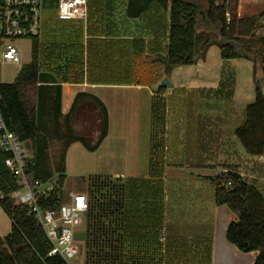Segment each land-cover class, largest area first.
Masks as SVG:
<instances>
[{
  "label": "crops",
  "instance_id": "1",
  "mask_svg": "<svg viewBox=\"0 0 264 264\" xmlns=\"http://www.w3.org/2000/svg\"><path fill=\"white\" fill-rule=\"evenodd\" d=\"M130 1L88 0L87 18L71 19L77 20L79 25L82 22L84 31L67 40H64L67 37L42 39V21V32L38 37L39 65L43 71H51L62 86L61 122L70 111L75 96L79 92H88L106 105L109 134L111 116L107 98L111 89L148 88L166 78L168 73L173 74L174 68L169 72L160 58L167 53V10L155 0L138 17H131L128 14ZM194 86L199 91L208 90L204 94L208 98L210 91L216 89L198 83ZM161 87L159 85L158 90ZM151 95L155 100L156 96L165 94L156 90ZM234 97L238 101L243 100L242 107L246 111L252 95L236 87ZM234 110L233 107L232 112ZM212 115L214 118L223 117L218 111ZM75 128L78 130L79 126ZM186 132L185 138L191 143L189 148L176 143L178 148L187 151L183 162H174L180 160L175 156L170 159L168 145L158 146L163 153L157 160L153 154L156 147L149 149L148 168L143 174L137 171L127 146L121 166H117L116 158L111 155L99 159L110 172L92 174L91 177L114 178L123 187L119 206L113 209L117 217L110 221L104 219L103 223L105 228L116 229L108 231V239L115 248V264H254L257 251L243 252L228 241V225L237 219V215L226 205L215 203L214 187L209 180L215 175L201 172L210 167L223 169L219 173L229 168L236 169L264 193V154L250 155L239 139L225 136L216 138L215 135L209 142L211 147H205L195 144L199 135L194 134V138L193 133L187 135ZM165 137L170 138V134L165 133ZM209 148H213L215 153L208 163L205 162V151ZM84 150L79 141L69 146L66 172L72 155L78 152L85 156ZM189 150L194 151L193 155ZM77 191L84 192L81 189L71 192ZM11 229L12 221L0 206V236L8 235Z\"/></svg>",
  "mask_w": 264,
  "mask_h": 264
},
{
  "label": "trees",
  "instance_id": "2",
  "mask_svg": "<svg viewBox=\"0 0 264 264\" xmlns=\"http://www.w3.org/2000/svg\"><path fill=\"white\" fill-rule=\"evenodd\" d=\"M152 1L155 0H131L129 16L138 17ZM156 1L169 16L167 53L160 57L169 72L179 66L196 64L213 45L219 46L223 59H246L253 63L255 99L246 106L245 122L236 128L235 135L246 153L263 155L264 35L257 34L256 29L264 26V8L257 14L239 16V0ZM33 39L32 61L21 68L13 82H0V113L8 129L22 143L30 145L27 172L32 183L57 180L62 187L69 146L79 141L86 149L96 150L108 134V111L95 95L79 92L61 122L62 86L51 71L41 69L39 38ZM91 127L100 130L95 142L87 130ZM9 156L0 150V191L3 193L0 206L12 221L10 233L0 236V264H67L62 257L49 255L52 245L42 226L28 207L16 204L11 197L18 183L5 164ZM38 164L49 169L53 178L38 174ZM209 180L214 187L215 203L226 205L237 215L228 225V241L243 252L257 251L254 264H264V193L232 168ZM85 183L87 189L85 186L81 190L89 193L90 199L86 218L87 262L115 264V248L108 239L114 228H105L103 223L104 219L110 221L117 217L113 209L119 206L123 187L107 177H90ZM66 200L61 191L59 197L50 198V204L57 206ZM91 242L94 245L89 251Z\"/></svg>",
  "mask_w": 264,
  "mask_h": 264
},
{
  "label": "rangeland",
  "instance_id": "3",
  "mask_svg": "<svg viewBox=\"0 0 264 264\" xmlns=\"http://www.w3.org/2000/svg\"><path fill=\"white\" fill-rule=\"evenodd\" d=\"M263 8L264 0H239L238 14L239 16L253 15L262 11ZM42 21V39L47 37L59 40L67 37L64 39L67 40L68 37L84 31L82 22L79 25L77 20L61 19L58 16V0H42ZM263 27L256 29V33L264 35ZM33 41V38L14 41L21 51L22 66L12 62L0 63V82H13L21 68L32 61ZM80 48L83 50V47ZM196 64L174 68L172 75L167 74L173 85L162 86L161 90H158V87L164 77L148 88L141 86L135 89H111V95H108L107 98L111 116L108 137L103 139L96 150L91 151L85 148L84 151L87 153L85 156L78 152L72 155L69 169L65 172L62 194L68 197L72 190H80L85 186L87 189L88 184L85 181L92 174L100 175L103 172L106 174L110 172L99 161L104 155H111L116 158L117 166H121L124 161L123 151L126 146L132 154L131 159H134L137 171L139 174H143L148 168L149 149L151 147H156L153 149L155 160L159 158V154L162 156L163 151L161 152V150L164 145H168L170 147L168 151L170 159L175 156V158L179 157L181 161L176 160L174 162H183L187 151L184 148H178L177 144L189 148V140L184 135L186 131L187 135L193 133L194 138L196 137L194 134L199 135L198 142L195 144L205 145V147L207 145L211 147L212 143L209 142L215 135L216 138L220 136L237 138L234 129L243 125L246 111L242 107L243 100L235 99V89L239 87V90H246L252 95V100L250 99L251 101L248 103L254 101L253 63L246 59H223L219 46L214 45L211 47L207 59L200 58ZM198 78L200 80H197ZM197 83L209 87L213 86L216 89L213 92L210 91L211 95L208 98L204 96L208 90L199 91L195 86L193 87ZM156 90L160 93L161 91L164 92L165 95L156 96L154 100L151 93ZM233 107L235 108L234 112H232ZM216 111L222 113L223 117H212ZM239 118L241 121L238 122L237 119ZM165 133H169L170 138L165 137ZM175 135L176 141L173 150ZM22 144L26 149L31 150L28 142ZM158 146H162V148L159 149ZM83 147L85 146L83 145ZM213 150V148H209L205 151V162L209 163L210 159L214 157L215 151ZM189 152L193 155L194 151L189 150ZM186 170L188 171V168ZM221 170L223 169L210 167L201 173L217 175ZM37 172L44 177L53 178L49 169H44L42 165L38 164ZM55 177L58 178L57 175ZM113 180L110 179L115 183L118 182L117 179L113 178ZM48 183L51 182L42 184ZM93 245L91 242L88 247L89 251L92 250ZM80 257L81 255L75 258L73 262L83 264L84 259H80ZM88 263L92 264V261H88Z\"/></svg>",
  "mask_w": 264,
  "mask_h": 264
},
{
  "label": "built area",
  "instance_id": "4",
  "mask_svg": "<svg viewBox=\"0 0 264 264\" xmlns=\"http://www.w3.org/2000/svg\"><path fill=\"white\" fill-rule=\"evenodd\" d=\"M87 13L88 0H58V16L61 19L85 20ZM41 32L42 0H0V63L12 62L21 67V51L14 41L39 37ZM0 150L10 154L5 164L18 183L11 197L16 204L28 207L42 226L52 245L49 255L60 256L67 264H76L73 260L79 255L80 259H84L83 242L75 239V233L87 230L89 239L86 224L90 208L89 193L71 192L60 205H51L50 198L60 196L61 185L57 180L53 184L32 183L27 172L31 153L19 137L8 129L1 113ZM0 197H3L1 191ZM86 264H89L87 258Z\"/></svg>",
  "mask_w": 264,
  "mask_h": 264
},
{
  "label": "water",
  "instance_id": "5",
  "mask_svg": "<svg viewBox=\"0 0 264 264\" xmlns=\"http://www.w3.org/2000/svg\"><path fill=\"white\" fill-rule=\"evenodd\" d=\"M160 86H172V82L169 80V78H164L161 82ZM88 131L92 133V137L94 138L93 142H95L99 138L100 130L99 128H88ZM75 239L78 241L83 242V258H84V264H86V257H87V242H88V231H77L75 233Z\"/></svg>",
  "mask_w": 264,
  "mask_h": 264
}]
</instances>
